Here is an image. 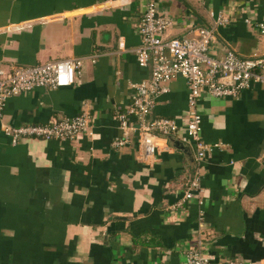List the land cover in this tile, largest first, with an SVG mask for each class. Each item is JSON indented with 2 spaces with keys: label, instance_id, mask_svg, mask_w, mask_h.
Instances as JSON below:
<instances>
[{
  "label": "crops",
  "instance_id": "0c3cea01",
  "mask_svg": "<svg viewBox=\"0 0 264 264\" xmlns=\"http://www.w3.org/2000/svg\"><path fill=\"white\" fill-rule=\"evenodd\" d=\"M146 1L0 0L2 69L85 59L71 86L7 99L0 125L91 118L72 142L11 145L0 130V264H185L198 245L214 264H264V86L199 101L201 139L217 147L198 166L177 137L148 164L135 134L124 147L111 145L120 135L113 116L129 103L131 85L148 77L132 52ZM154 1L172 21L163 40L189 38L208 25V13L224 11L233 18L217 28L209 54L228 49L264 62V37L243 22L264 20V0ZM185 99L184 80H172L148 118L182 129ZM196 167L201 205L171 212Z\"/></svg>",
  "mask_w": 264,
  "mask_h": 264
},
{
  "label": "built area",
  "instance_id": "2783aa9c",
  "mask_svg": "<svg viewBox=\"0 0 264 264\" xmlns=\"http://www.w3.org/2000/svg\"><path fill=\"white\" fill-rule=\"evenodd\" d=\"M195 1L202 3L203 0ZM208 17V25L196 29L191 37L163 40L161 37L172 25V21L159 13L154 0L146 1L144 12L133 23L139 45L132 52L137 66L147 69L148 77L145 81L131 85L129 103L113 116L120 133L111 143L114 148L126 146L130 134H135L139 160L148 164L158 152L166 149L169 138L177 137L192 147L193 161L198 166L205 154L217 147L207 145L201 139V116L197 112L199 101L203 97L237 99L239 93L252 84L264 86V62L261 59H243L228 49L219 57L209 54L215 31L229 24L233 17L224 11L216 14L210 12ZM243 22L264 37V20L251 22L243 19ZM117 47L124 50L122 42ZM84 60L72 58L49 61L39 65L15 66L8 71L0 67V119L5 101L11 97L34 89L56 90L71 86ZM177 78L183 79L186 86L182 129L171 118H148L158 97L166 94L168 84ZM90 125V116L81 113L70 119L52 120L42 125L1 124L0 130L11 145L28 139L72 142L87 131ZM201 192L199 169L196 167L181 197L169 210L174 212L190 201L201 205ZM200 218L198 213L197 222H200ZM184 262L214 264V259L202 253L198 245L196 249H189L184 254ZM225 264L242 263L232 260Z\"/></svg>",
  "mask_w": 264,
  "mask_h": 264
}]
</instances>
